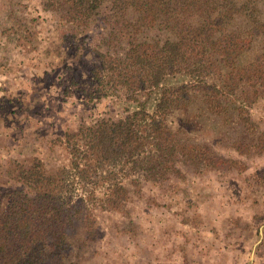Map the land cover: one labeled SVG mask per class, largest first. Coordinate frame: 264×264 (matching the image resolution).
<instances>
[{
    "label": "trees",
    "instance_id": "16d2710c",
    "mask_svg": "<svg viewBox=\"0 0 264 264\" xmlns=\"http://www.w3.org/2000/svg\"><path fill=\"white\" fill-rule=\"evenodd\" d=\"M40 2L78 27H104L82 92L129 105L66 131L56 168L0 160V264H97L95 212L118 213L143 184L163 188L184 168L236 163L214 151L221 133L238 153L264 148L250 111L264 99V0Z\"/></svg>",
    "mask_w": 264,
    "mask_h": 264
},
{
    "label": "rangeland",
    "instance_id": "374dc122",
    "mask_svg": "<svg viewBox=\"0 0 264 264\" xmlns=\"http://www.w3.org/2000/svg\"><path fill=\"white\" fill-rule=\"evenodd\" d=\"M102 27H78L44 10L40 0H0V160L29 163L37 157L56 168L66 162L57 140L66 131L123 113L129 105L124 98L95 100L82 92L91 88L88 69ZM81 44L87 48L82 54L75 51ZM250 111L264 144V99ZM219 139L214 151L236 163L184 168V179L169 177L163 188L143 184L141 194L131 195L118 213L95 212L93 260L264 264V148L238 153L228 148L223 133Z\"/></svg>",
    "mask_w": 264,
    "mask_h": 264
}]
</instances>
